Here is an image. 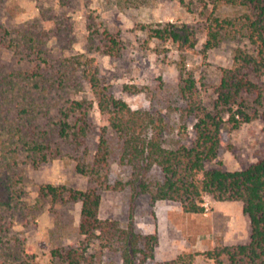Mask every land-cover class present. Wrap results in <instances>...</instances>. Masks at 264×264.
I'll list each match as a JSON object with an SVG mask.
<instances>
[{
	"label": "trees",
	"instance_id": "obj_1",
	"mask_svg": "<svg viewBox=\"0 0 264 264\" xmlns=\"http://www.w3.org/2000/svg\"><path fill=\"white\" fill-rule=\"evenodd\" d=\"M210 2L214 12L206 17L203 50L237 37L247 38L253 50L237 48L232 65L222 68L212 109L204 104L194 74L186 69L184 60L180 62L179 90L185 102L182 116L195 119L196 137L191 146L180 142L175 147L165 146L162 116L150 110L132 109L101 84L97 58L88 54L119 53L120 41L109 31L100 32L90 25L86 53L69 57H60L46 48L45 37L50 31L40 25L4 31L5 49L21 56L10 67L0 63V205L12 210L23 208V163L38 168L61 157L66 145L80 153L77 171L94 184L87 189L52 183L40 186V201L49 200L52 205L81 203L78 231L83 239L52 249V264H97L91 251L95 242L119 253L122 264H145L154 258L159 242L157 232L143 234L136 231L133 222L123 227L119 220L100 218L101 186L114 190L129 186L134 197L142 193L148 194L153 203L176 201L184 212L195 214L206 211V195L217 201H241L251 224L249 241L216 245L202 254L214 264H264V158L241 170H225L221 161L216 168H205L206 162L217 160L219 150L227 146L221 133L224 123L237 130L260 116L257 111L248 113L245 96L256 94L255 102L263 105V89L253 77L264 76V0ZM221 4L235 6L239 13L225 17L215 14ZM142 29L150 39L173 43L181 56L199 41L198 29L189 23L144 24ZM58 36L61 37L60 32ZM85 83L90 85L100 112L107 117L108 128L114 134L113 146L107 127L99 133L94 150L85 146L96 132L91 119L95 100L82 94ZM126 88L134 94L141 92L136 86ZM111 158L132 169L129 180L109 182ZM153 167L161 171L162 179L147 176ZM38 206L39 203L34 208ZM198 254L184 252L156 264H197ZM0 264L29 262L17 247L3 246L0 241Z\"/></svg>",
	"mask_w": 264,
	"mask_h": 264
},
{
	"label": "rangeland",
	"instance_id": "obj_2",
	"mask_svg": "<svg viewBox=\"0 0 264 264\" xmlns=\"http://www.w3.org/2000/svg\"><path fill=\"white\" fill-rule=\"evenodd\" d=\"M211 12L214 11L210 0H0V63L11 66L21 56L5 49V30L14 32L23 26L40 25L50 31L45 37L46 48L60 57L86 53L90 25L100 32L107 30L119 39V53L88 54L97 58L101 84L123 98L132 109L150 110L162 116L165 146L175 147L178 142L191 146L196 137L195 119L182 116L185 102L179 90L182 82L180 62L184 60L186 69L194 74L204 104L212 109L222 68L232 65L237 48L253 50L247 38L237 37L226 38L218 47L204 51L206 17ZM238 13L239 9L231 5L221 4L215 10L221 17ZM165 22L195 26L199 39L196 47L181 56L173 43L150 39L142 29L144 24ZM253 79L263 89V105L255 102L256 94L246 95L247 111L250 114L257 111L260 116L237 130L228 123L222 125L221 133L227 146L219 150L217 160L206 162L207 170L216 168L218 161L225 170H241L264 158V76ZM126 86L139 87L141 92L134 94ZM82 94L95 100L91 119L96 132L85 144L91 151L102 128H108L109 123L100 112L88 83ZM228 117L226 115L225 119ZM107 135L113 146L114 134L109 128ZM62 154L38 168L24 162L26 180L22 205L25 206L12 210L0 205L1 244L17 247L29 264H52V249L83 239L78 231L80 202L52 205L49 200H39V188L44 184H64L75 189L94 185L77 171L78 151L66 145ZM109 169L111 184L127 181L132 176V169L120 166L114 158L110 159ZM147 176L163 178L157 167H153ZM99 191L100 218L119 220L123 227L133 222L136 231L143 234L157 232L159 242L154 258L145 264L168 261L184 252L200 253L196 257L197 264H214L202 253L216 245L244 244L251 235L250 220L241 201H217L206 195V211L195 214L184 212L181 203L176 201L153 203L148 194L142 193L134 197L129 186L118 190L101 186ZM38 203L42 208H34ZM91 251L96 255L97 264H122L119 253L101 247L99 242L92 245Z\"/></svg>",
	"mask_w": 264,
	"mask_h": 264
}]
</instances>
